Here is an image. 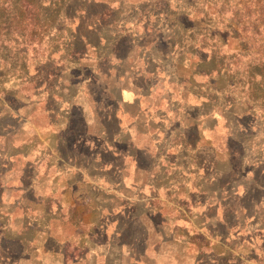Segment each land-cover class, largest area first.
<instances>
[{
    "label": "crops",
    "instance_id": "obj_1",
    "mask_svg": "<svg viewBox=\"0 0 264 264\" xmlns=\"http://www.w3.org/2000/svg\"><path fill=\"white\" fill-rule=\"evenodd\" d=\"M88 55L79 56L80 62ZM125 58L116 85L120 98L114 107L105 95L92 98L93 94H85L87 80L52 83V90L84 91L81 93L87 103L78 93L68 100L65 98L71 105L67 116L53 105L55 102L59 105L60 94L58 97L53 92L49 97L40 94L46 89L42 83L36 89L39 93L20 99L24 102L20 126L15 135L0 133V140L15 138L17 145L11 142L10 150L22 147L24 153L15 154V160L9 163L2 160L0 169L6 171L7 165H19L18 162L26 168L29 155L35 154L37 159L30 166L36 173L26 190L25 186L23 190L16 188L19 196L15 205L12 204L13 187L7 185L8 171L13 167L0 175V215L6 217L2 224L7 231L6 236L0 233V264H264V124L255 128V112L232 113L226 120L227 139L238 149L216 148L212 136L222 115L216 111L207 114L205 100L198 103L195 100L199 114L192 115L191 110L196 106L186 103L191 100L186 99L184 88L180 100H174L172 84H163L159 79L153 81L135 66L126 68ZM9 105L1 103L0 110H11ZM35 106H43L45 112L49 110L47 116L54 118V130L45 134L38 131L31 121V112L26 113L29 107ZM77 112L80 118L77 123L82 129L80 136L75 135L70 125ZM14 115L17 113L9 117ZM240 124H245L246 130L237 129ZM192 127L195 135L190 137L189 146L185 141L172 143L164 153L166 164H151L157 154L156 141L162 138L159 134L170 136L176 131L185 137ZM2 128L8 129V125ZM243 136H258L262 140L260 158L250 168L244 166L243 155L237 153L239 147L243 152L239 141ZM10 150L0 149V154ZM207 152L237 159L239 166L229 165L239 179L221 187L215 178L209 183L200 179V186L191 192L189 179L168 178L167 194L157 193L152 174L160 166L167 168L169 174L175 169L186 172L190 155L195 160L198 158L202 163L200 169L205 171ZM161 153L160 150L158 154ZM170 153L176 154L174 164ZM213 160L218 161L217 157L210 161ZM52 167L55 177L42 172ZM32 182L66 186L69 195L74 193V187L85 189L87 193L73 195L77 202H82L81 211L75 210L80 214L79 223L64 217V192L58 197L55 193L58 190L53 189L47 190L45 197L35 196V200L25 197ZM207 185H214L215 189L207 190ZM145 189L150 192L145 193ZM33 203L40 209H29ZM244 203L250 205L245 207ZM102 204H107L105 211ZM137 207L142 208L139 214ZM96 212L99 223L106 218L116 221L115 226H106L104 221L99 226L104 235L102 241L96 237ZM87 215H93L94 219L85 220ZM117 224H122V228ZM243 234L259 236L261 245ZM194 237L203 242L196 243L192 240ZM96 244L102 246L103 253H96ZM194 248L198 251L196 255L192 253Z\"/></svg>",
    "mask_w": 264,
    "mask_h": 264
},
{
    "label": "rangeland",
    "instance_id": "obj_2",
    "mask_svg": "<svg viewBox=\"0 0 264 264\" xmlns=\"http://www.w3.org/2000/svg\"><path fill=\"white\" fill-rule=\"evenodd\" d=\"M96 1L94 2V0H76L75 2L77 3V5L75 3V6H73L74 8L70 5L64 4L59 7L53 8L49 3H41L40 5H35L33 7H21L22 9H18L19 13H16V11L14 12L12 9L7 8L6 13H8V19L4 23L3 19H0V100H7V103H11L9 105L11 110H0V118H2L3 121L5 120V123L8 124V129L4 130L2 126L5 125L0 123V133L4 134L6 132H10L12 135L16 134L17 129L19 128L21 123V119L19 118V116L21 114L20 112L23 109L22 104L24 103L21 100L23 98L32 97L33 92L36 91L40 84V78L37 79L39 75L42 77H44L45 75V80H47V82L53 81L54 84H56L57 82L62 83L63 81H65V83L67 81L82 83L87 80L88 86L85 94H93L94 96H92V98H99L105 95V98L109 97L112 107L115 106V102H118V99L120 98V94L116 89V85L120 73H122L121 62L124 57H126V64L124 65L126 68L135 66L137 69H140L143 74L149 75V77H151L153 81L159 79V82L162 81L163 84L165 83L167 85V83L170 81V79H172L173 76V78H175L178 83L176 84L177 86L171 83L172 88L170 85V88L175 92L174 100H180L185 84L191 85L187 79L189 76V80H191L190 74H193L194 70L192 69L191 73H189V70L182 68V65L184 64L188 67L189 65H193V63H189L188 57L186 55L182 56V54L184 53L183 47H189L190 43H195V46L200 45L202 39L198 33L200 31L201 24L197 29V36L195 35L192 41L188 40L189 32L184 33L186 34V36L182 35V33H179L178 39H180V41H178L172 35H170L167 30L163 31L161 35L159 34V32L153 31L154 29L159 30L160 26L159 29L155 28L156 24L154 23L152 18L148 19L147 22H144V18L147 17L145 16L146 12L157 11L156 9L159 5L158 0H133L134 4H132L133 7L131 6V8L127 5L128 3L122 5V0H107L106 2L113 3L110 6L106 7L108 9V11L105 12L108 17L106 22L109 21V18L113 19V21L115 22L111 21L110 24L102 25V20L93 22L92 19H90L91 16L96 15L97 13H102L106 10V8H104L105 5H96L98 4ZM169 2L171 4V8H174V0H170ZM242 2H244V0H242ZM1 7L2 6L0 5V8ZM244 7L241 6L240 8L244 9ZM69 8H72V10H70ZM250 9L252 10V7ZM220 10L222 13V8ZM232 12V10L227 9L223 12L224 16H221L222 19L219 21L221 22V24L218 23L219 25H217V31L219 33L223 32L226 24L228 23L233 28H236L237 30L239 29V19L243 18L244 16L241 12V17L238 16L239 19H237L236 13L233 14ZM66 14H68V16ZM0 15H3V13L0 12ZM71 15L75 17L74 20L65 19L66 17H71ZM20 16L22 18H19ZM126 17H129V21L124 20L122 22V19H125ZM207 19L209 20V18ZM127 22L130 24H127ZM212 23H214V21H212ZM242 24H244V22ZM189 25L190 24L187 23L186 26ZM5 29H7L8 32H5ZM205 29H207V27ZM90 30L91 33H87ZM96 31L99 33V35H97ZM75 32H77V34L79 33L78 35H80V38L77 34H75ZM76 35L78 36V38H74ZM81 35L83 36L81 37ZM215 35L217 38V34ZM94 36L96 40L93 39ZM213 38L214 36L209 39L211 40ZM219 38L221 39V37ZM163 39L172 43L170 47L167 46L168 48H166V50L168 49L169 51L167 52L169 60L167 59V61L160 62V69L158 68L156 69V71H151L149 70L151 68L147 66V63H154V61H158V54L155 48L157 45L161 46V44L157 43L158 40L161 41ZM136 43L141 45L143 44L141 48L142 52H140L139 55H137L135 51H130V49H132V47ZM205 43L207 45L211 44V42L208 41H205ZM162 46L165 45L162 44ZM4 47H6L7 49L9 55L7 56L8 58H5L4 56ZM255 47L256 46L252 47L251 52H249L247 56L240 57V59H238L237 62L239 64L236 63L234 59L243 55H236L237 57L234 58H230V56H220L219 54L214 55L213 61L215 59L218 63L227 65V70L224 71V73L222 72L219 76H216V74H212L211 76L206 77L204 75H197L195 76L194 80L191 81L194 85V88L197 89L195 90L196 93H206L209 95L213 94L217 98H215L216 102L207 104L206 107L207 114L216 111L220 116H223L221 122H219V125H217V130L215 131L216 133L214 134V136H212V140L216 148L218 147L226 149V147H231L232 149H238L232 142L230 143L229 139H227L226 125L228 124L226 120L229 119V116L232 113L240 114L246 109H251L250 111L253 110V112H255V119L253 120L255 128L264 124V68L260 67L256 69L253 65L255 63H262L256 58V56H259L260 59L262 58L264 62V53L260 50L258 53ZM91 49L93 52H95V55H88L87 50ZM225 49H227L226 46L223 51H228ZM75 53H78L80 56L88 55L87 59L91 60L87 62V65L81 66L79 56L77 58ZM212 55L213 53H210V55L208 54V61H211L210 56ZM149 57H151L150 60ZM211 65L212 64H207L205 69H211ZM50 73L53 76L48 77V74ZM258 74L260 76H257ZM45 80L42 79L41 82ZM259 83L261 84V86L258 85ZM52 92L55 93L57 97L59 96L58 94L61 95L59 105L57 102H55V104L53 105H57L58 112L64 113L66 116L70 113L69 110L71 106L66 100L75 96L76 93L80 94V97H84L86 103L88 101L85 96L82 95V93H84V91L82 90L77 91L76 89H60L52 90ZM14 95L21 98V100L18 98L20 102ZM7 96H9V98H4ZM157 96L159 99L160 94L157 93ZM65 98L67 99L65 100ZM222 101H227L228 104H225L226 106H221V104L219 103ZM191 102H193L194 106H196L195 109L191 110V114L198 115V105H195V101ZM44 110L45 109L43 108V106L41 108L40 106L29 107L26 110V113L29 114L31 112V121L35 123L38 131H41L45 134L46 131H49L50 129L54 130V118H49L47 116L49 110H47L46 112ZM14 112H16L17 115L9 117ZM78 121H80V118L77 112L71 119L70 125L73 132H75V135L80 136L81 134L79 132L82 129L80 128L79 123H77ZM110 121L113 122L112 120ZM240 121L241 119L239 120V122ZM237 126V129L239 128L240 130H246L247 128L245 124H240ZM110 127L112 129L114 128L113 123ZM194 129L195 128L192 127V129L188 130V132L185 134V137L183 136V134L177 133L176 131L175 132L179 135H177L175 132L171 133L170 136L165 133L159 134L162 138H159L156 141L157 154L155 159L151 161V164L153 162L156 164H166V158H164L166 154L164 153L167 147H170L171 144L175 142L176 144H181L183 141H185L188 145L190 142V137L192 138V136L195 135ZM163 132L164 131H162V133ZM17 135L21 136L20 134ZM207 136H209V133H207ZM17 138L20 139V137ZM11 139L8 143L11 144V142H13L17 145L15 138ZM239 141L241 144H243V152L238 146L239 150L237 151V153L243 155L244 166L250 168L251 165L256 164L260 158L259 152H261L262 140L258 136H243L239 138ZM4 144L7 145V142L4 140H0V149H2ZM160 150L163 153L158 154ZM17 153L20 155L24 153L22 147L17 148V150H10V153L7 154H0V162L3 160L4 162L9 163L11 159L15 160L14 156ZM169 157L174 164L176 154L170 153ZM206 157L208 162L207 165H205V171L204 169H200L202 163L198 161V158L197 160H195L194 157L190 155H188V161H186L188 164V171L186 172H180L175 169L171 174H169L170 172L167 173V168L160 166V169L158 168L159 170L154 171L152 174V176H154L156 179L154 186L155 189L158 190L157 193L159 195L167 194L168 178L174 180L178 177H182L186 178L187 181L189 179L188 184H190L191 192L195 191L196 188L200 186L198 185L200 179H202L203 181L206 180V182L209 183L212 179L215 178L218 181V187H221L222 185L225 186V184L239 179L240 176L236 174V172L230 170L231 165H229L230 163H235V166H239L240 163L237 164V159L229 158L224 154L215 155V153L213 154L209 152H207ZM215 157H217L218 159L217 163H214V160L210 161ZM36 159L37 155H29V159H27L25 166L26 168H23L22 164L18 161L15 162H18L19 165L13 163V166H11V163V165L6 166V171H8L9 168L13 167L11 172L8 171L10 175L7 176L9 177L7 185L9 187H13L11 195L14 202H12V204L15 205L17 204L16 202H18L17 197L19 195L16 192V188L19 187L22 189V187L25 186L24 190H26L28 188V184L31 182V180H33L36 172L30 165H32L33 160ZM147 163L150 162L147 161ZM53 168L54 167H52V169H43L42 172L44 173V171H46V173H48L50 177H55ZM238 169L239 168H236V170ZM3 171H5V169H0V175L3 173ZM44 183L45 182H32L33 185L31 184L32 186L30 187V190L25 191V197L35 200V196L42 195L45 197L44 193L46 194L47 190L49 191L53 189L58 190L55 192L57 193L58 197L61 192L66 193L63 198V210L66 213L64 214V217L67 221L71 219V222L78 224L80 220V214L78 212L82 209L80 206L82 202H77L73 195H83L87 193V191L85 189L79 190L74 187V193H72V195H69V188L66 186H46V184ZM201 184L203 183L201 182ZM169 187L173 188V185H169ZM174 188L175 190L178 188L177 184H175ZM206 188L207 190L209 189L211 191L215 189V186L207 185ZM144 192L149 193L150 191L148 189H145ZM78 195L75 196L77 197ZM30 205L31 206L29 209H40V207H38L36 203ZM102 205V208H104L105 211V209H107L105 208L107 204ZM243 205L247 207L250 204L244 203ZM90 208L91 207L89 206V209ZM75 210H77L78 212H76ZM136 210L139 214L142 211V208L137 207ZM5 218L6 217L0 215V233L2 234V236H6L7 234L4 224H2L5 223ZM86 219H94V216L87 215L85 216V220ZM227 219L229 221H232V217L230 216H228ZM99 220V215L96 212V237L97 240L99 239V241H102L104 235L102 234L101 230L99 231V226H102L101 224H103V221L104 225L106 226H110V224H112V226H115L116 221L113 218H106L99 223ZM119 225L122 228V224H117V226ZM242 236L245 238H252L254 242L261 245V240L257 235L252 237L251 235L243 234ZM199 238L202 240L204 237ZM192 240L196 243L203 242H200V240L196 239L195 237ZM95 249L96 253L100 254L104 252V249L100 245L96 244ZM194 249L195 250L192 251V253L193 255H196L198 251L197 248Z\"/></svg>",
    "mask_w": 264,
    "mask_h": 264
},
{
    "label": "trees",
    "instance_id": "obj_3",
    "mask_svg": "<svg viewBox=\"0 0 264 264\" xmlns=\"http://www.w3.org/2000/svg\"><path fill=\"white\" fill-rule=\"evenodd\" d=\"M75 1L76 0H0V5L2 6L0 8V12L3 13V15H0V19H3V23L8 19V13H6L7 8L12 9L14 12L16 11V13H19L18 9H22L21 7H26V6L33 7L35 5H40L41 3H49L53 8L59 7L62 4L70 5L71 7H73V6H75V3H76ZM95 1L96 0H94V2ZM106 1L107 0H99V1L97 0L96 2L98 4H96V5H99V6L105 5L104 8H106L107 6H110L113 3V2L111 3V2H106ZM169 1L170 0H158L159 5L156 9L157 11L146 12L145 16H147V17L144 18V22L145 21L147 22L148 19L152 18L154 23L156 24L155 28L159 29V26H160L159 30L154 29L153 31L159 32V34L161 35L163 31L167 30L169 32V34L172 35L178 41H180V39H178V34L182 33V35L186 36V34H184L186 32H189L188 40L192 41L194 36L198 33L197 29L200 27V24H201L200 31L198 33L202 39V41L200 42V45L195 46L194 45L195 43H190L189 47H187V48L183 47L184 53L182 54V56L186 55L188 57L189 63L190 64L193 63V65H189L187 67L183 64L182 68L188 69L189 73H191L192 69L194 70L193 71L194 73L190 74L191 80H189V76L187 79L191 85H187V84L184 85V93H185L186 99L190 98L191 101L196 100V102H197L199 100V102H200V100H201L203 102L205 100L207 102V104H210L212 102H216L215 101L216 96L213 94L209 95L206 93H196L195 90H197V89L194 88V85L192 84L191 81H193L195 76H197V75H204L206 77V76H211L212 74H216V76H219L222 72L224 73V71L227 70V68H228L227 65L220 64L215 59L213 61V57L216 54H219L220 56H224V57L230 56V58L237 57L236 55H243V56H239L238 58L234 59V61H236V63H238L237 62L238 59H240V57L247 56L249 54V52H251L253 46H256L255 48H256V51L258 53H259V50L264 53V0H244V2H242V0H174V2H175L174 8H171V4ZM125 3H128L127 5L130 8H131V6L133 7L132 4H134L133 0H122V5ZM76 5H77V3H76ZM241 6H243V7L245 6L244 9L240 8ZM248 6H249V8H248ZM251 7H252V10L250 9ZM221 8H222V13L220 10ZM226 9L232 10L233 14L236 13L237 19H239V17H241V15H240L241 12H242L244 17L239 19L240 20V27L238 30L236 28H233L228 23V24H226L223 32L219 33L217 31L218 30L217 25H219L218 23L221 24V22H219V21L222 19L221 16H224L223 12ZM70 10H72V8ZM106 11H108L107 8L102 13H97L96 15L91 16L90 19H92L93 22L102 20L101 21L102 25L110 24L111 21L115 22L111 18H109V21L106 22V20L108 19L107 15L105 13ZM53 12H56V11H53ZM66 15L68 16V14H66ZM19 18H22V17L20 16ZM74 18L75 17L71 15V17L69 16V17H66L65 19L66 20H74ZM207 18H209V20ZM124 20L129 21V17L122 19V22ZM212 21H214V23H212ZM243 22H244V24H242ZM187 23H189L190 25L186 26ZM127 24H130V23L127 22ZM161 27L162 28L164 27L163 29H165V30H163ZM206 27H207V29H205ZM5 32H8L7 29H5ZM89 32L91 33V30L88 31L87 33H89ZM75 34H77V32H75ZM215 34H217V38H216ZM77 35L74 38H78V36L80 38V35H78V36ZM97 35H99L98 32H97ZM82 36L83 35H81V37ZM95 36H96V34H95ZM95 36L93 39H95ZM213 36H214V38L210 40L209 38H211ZM219 37H221V39ZM218 39H220V40H218ZM205 41L211 42V44H213V45H211V44L207 45L205 43ZM222 42H223V44H222ZM157 44H161V46L157 45L155 48L157 50V51L156 50L155 51L158 54V58H157L158 61L157 62L154 61V63H151V62L147 63L148 64L147 66L149 68H151V69H149L151 71L152 70L156 71V69H158V68L160 69V67H161L160 62L167 61V59L169 60V57L167 54V52H169V51H168V49L166 50V48H168L167 46L170 47V45H172V43L163 39L161 41L158 40ZM162 44H164L165 46H162ZM224 44L227 48L225 50H228V51H223V49L225 48ZM142 45L136 43L132 47V49H130V51H135V53L137 55H139V53L142 52L141 51ZM89 51H90V56L95 55V52H93L92 50H89ZM222 51H223V53H222ZM3 52H5V55H4L5 58H8L7 56H9V55H8L6 47H4ZM210 53L211 54L213 53V55L210 56L212 62L208 61L209 60L208 54L210 55ZM15 55H18V54H15ZM75 55L77 56V58H78V56H80L78 53H75ZM143 55H144V53H143ZM256 58L259 61H261L262 63L253 64L255 66V68L256 69H258L260 67L264 68V62H263L262 58L260 59L259 56H256ZM150 59H151V57H149V60ZM90 60L91 59H82L80 62V65L81 66L87 65V62ZM151 64H152V66H151ZM207 64H212L211 65L212 68L211 69H209V68L205 69ZM48 75H49L48 77L53 76L51 73ZM257 76H260V75L258 74ZM41 77L42 76L39 75L37 79L40 78L39 83H42L43 86L46 87V89L43 92H41L40 94L42 96H45V97L48 96L49 97V94L52 92L53 81L47 82V80H45L46 79L45 75H44V77H42V78ZM42 79H44L45 81L41 82ZM69 82L70 81H67L66 84H68ZM62 83L65 84V81H63ZM169 83L170 84L172 83L174 85L178 84L176 79L173 78V76H172V79H170ZM236 83H238V82H236ZM258 85L261 86L260 83ZM165 89H167V86H165ZM168 90L172 91L170 89H168ZM35 92L39 93L38 90H36ZM14 96H13V99H14ZM15 97L17 98V100L21 99V98H19V96L18 97L15 96ZM4 98H9V96L4 97ZM0 102L4 105L9 104V103H7L8 102L7 100L4 101L1 99ZM186 103L187 104H193V102H190L187 100H186ZM219 104H221V106H226L228 104V102L222 101ZM250 110L251 109H249V111ZM246 112H247V109H246ZM251 112H253V110ZM0 123H2L4 125H8L5 123V120L4 121L2 120V118H0ZM1 139L7 142V145H5V144L3 145L2 151L6 152V151L10 150L11 144L8 143L10 141V139L8 137L7 138H1ZM209 141L210 140H208V142Z\"/></svg>",
    "mask_w": 264,
    "mask_h": 264
}]
</instances>
